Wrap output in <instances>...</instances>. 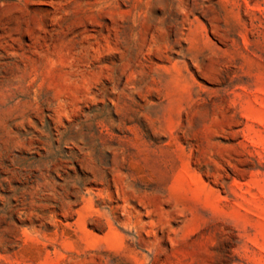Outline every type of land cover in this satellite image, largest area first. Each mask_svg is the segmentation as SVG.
I'll return each mask as SVG.
<instances>
[{
	"label": "rangeland",
	"instance_id": "obj_1",
	"mask_svg": "<svg viewBox=\"0 0 264 264\" xmlns=\"http://www.w3.org/2000/svg\"><path fill=\"white\" fill-rule=\"evenodd\" d=\"M0 264H264V0H0Z\"/></svg>",
	"mask_w": 264,
	"mask_h": 264
}]
</instances>
